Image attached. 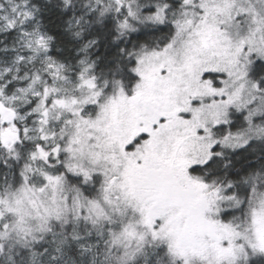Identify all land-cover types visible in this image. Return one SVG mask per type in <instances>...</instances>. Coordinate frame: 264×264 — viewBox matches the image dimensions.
I'll use <instances>...</instances> for the list:
<instances>
[{"label": "snow or ice", "instance_id": "1", "mask_svg": "<svg viewBox=\"0 0 264 264\" xmlns=\"http://www.w3.org/2000/svg\"><path fill=\"white\" fill-rule=\"evenodd\" d=\"M0 264H264V0H0Z\"/></svg>", "mask_w": 264, "mask_h": 264}]
</instances>
